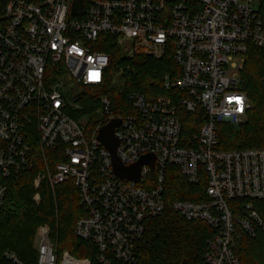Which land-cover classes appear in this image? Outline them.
<instances>
[{"label": "built area", "instance_id": "2783aa9c", "mask_svg": "<svg viewBox=\"0 0 264 264\" xmlns=\"http://www.w3.org/2000/svg\"><path fill=\"white\" fill-rule=\"evenodd\" d=\"M190 1L81 0L83 10L74 14L76 0H0V214L7 182L37 168V148L44 170L34 180L36 201L43 181L53 190L74 182L87 214L76 236L94 245L99 264H137V243L146 223L166 211L168 173L176 168L189 185L206 184L203 201L172 203L183 220L214 230L206 264H241L234 252L237 228L250 237L258 228L264 232L253 203L264 200V148L224 152L218 126L239 127L248 119L252 104L241 90V72L250 47L264 51V20L259 0ZM104 37L128 59L159 60L170 51L180 72L164 78L171 95L151 101L129 94L130 114L116 115L104 97L102 118L90 127L75 97L79 88L109 78L110 57L98 50L109 43ZM183 114L202 120L198 133L184 134ZM118 120L122 165L146 159L139 181L115 173L98 139ZM49 151L59 159L53 168ZM35 251L36 264H92L59 254L49 225L39 227ZM3 258L26 264L12 251Z\"/></svg>", "mask_w": 264, "mask_h": 264}, {"label": "trees", "instance_id": "16d2710c", "mask_svg": "<svg viewBox=\"0 0 264 264\" xmlns=\"http://www.w3.org/2000/svg\"><path fill=\"white\" fill-rule=\"evenodd\" d=\"M177 2L192 3L190 0ZM259 12L264 20V0H259ZM104 38L109 43L98 50L110 57L109 78L99 87L79 88V96L75 97L90 127H95L101 120L98 110L104 97L110 100L112 112L116 115L130 114L133 109L128 100L129 94L139 93L151 101L159 96L171 95L173 92L164 89V78L171 73L178 76L180 72L170 51L159 60L143 54L128 59L124 57L122 49L112 43V39ZM127 66L130 68L127 69ZM121 69H124L121 75L123 85L118 86L112 78ZM241 90L248 95L252 109L243 125L218 126L220 149L224 152L264 148L263 50L250 47L241 72ZM72 116L76 120L81 117L78 114ZM182 116L184 134L190 136L198 133L202 120L195 115ZM54 153L49 151L47 158L52 168L59 161ZM35 154L37 168L24 172L18 180L7 182L6 203L0 214V264H8L3 258L6 251L14 252L26 264H35V230L44 225L50 226L51 237L59 254L69 252L76 258H90L92 264H99L94 245L80 240L75 234L77 222L87 214L74 182L59 185L53 190L45 180L39 189L40 202L37 204L33 201L35 177L44 170V161L37 148ZM205 190V183L191 186L178 169L170 168L165 192L166 211L146 223L145 234L137 243V264H206L208 243L213 239L214 230L203 222H187L172 209V203L176 200L203 201ZM253 203L264 223V200ZM234 252L241 264H264L263 230L258 228L255 236L250 237L237 228ZM113 264L124 263L113 259Z\"/></svg>", "mask_w": 264, "mask_h": 264}, {"label": "water", "instance_id": "95a60500", "mask_svg": "<svg viewBox=\"0 0 264 264\" xmlns=\"http://www.w3.org/2000/svg\"><path fill=\"white\" fill-rule=\"evenodd\" d=\"M82 10L83 6L81 0H76L74 14H78ZM120 123L121 121L118 120L104 126L99 133L98 139L111 153L115 173L123 179L139 181L140 168L145 163L146 159H143L134 167L126 168L122 165L121 161L117 157V148L119 146V142L115 137V129L120 125Z\"/></svg>", "mask_w": 264, "mask_h": 264}, {"label": "rangeland", "instance_id": "374dc122", "mask_svg": "<svg viewBox=\"0 0 264 264\" xmlns=\"http://www.w3.org/2000/svg\"><path fill=\"white\" fill-rule=\"evenodd\" d=\"M125 55H129V54H127V52H126V54ZM114 79H115V84L116 85H118V86H122L123 85V80L121 79V76L119 75V76H116V74L114 75ZM80 93V90H78L77 92H76V94H79ZM100 116V115H99ZM102 117L100 116V119H101ZM33 187H34V190H35V193H34V195H33V201L35 202V203H37L38 204V202L36 201V199H35V197H36V194H37V189L35 188V185H34V183H33ZM38 231H39V228H37L36 230H35V237H34V249H35V247H36V242H37V236H38ZM36 264V263H35Z\"/></svg>", "mask_w": 264, "mask_h": 264}]
</instances>
